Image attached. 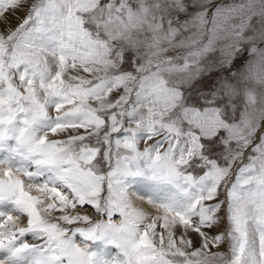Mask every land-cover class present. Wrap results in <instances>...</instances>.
Wrapping results in <instances>:
<instances>
[{"label": "snow or ice", "instance_id": "snow-or-ice-1", "mask_svg": "<svg viewBox=\"0 0 264 264\" xmlns=\"http://www.w3.org/2000/svg\"><path fill=\"white\" fill-rule=\"evenodd\" d=\"M0 264H264V0H0Z\"/></svg>", "mask_w": 264, "mask_h": 264}, {"label": "rangeland", "instance_id": "rangeland-1", "mask_svg": "<svg viewBox=\"0 0 264 264\" xmlns=\"http://www.w3.org/2000/svg\"><path fill=\"white\" fill-rule=\"evenodd\" d=\"M89 211L91 212V210L89 209ZM94 218H96V217H94ZM118 219V218H117ZM221 250H223V249H221Z\"/></svg>", "mask_w": 264, "mask_h": 264}]
</instances>
